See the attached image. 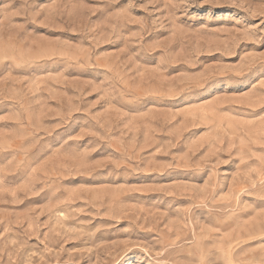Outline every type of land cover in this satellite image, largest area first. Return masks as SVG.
<instances>
[{
	"label": "rangeland",
	"instance_id": "374dc122",
	"mask_svg": "<svg viewBox=\"0 0 264 264\" xmlns=\"http://www.w3.org/2000/svg\"><path fill=\"white\" fill-rule=\"evenodd\" d=\"M0 264H264V0H0Z\"/></svg>",
	"mask_w": 264,
	"mask_h": 264
}]
</instances>
